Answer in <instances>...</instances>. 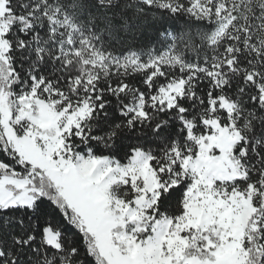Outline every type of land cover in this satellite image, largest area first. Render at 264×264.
<instances>
[{
    "label": "snow or ice",
    "instance_id": "1",
    "mask_svg": "<svg viewBox=\"0 0 264 264\" xmlns=\"http://www.w3.org/2000/svg\"><path fill=\"white\" fill-rule=\"evenodd\" d=\"M0 264H264V0H0Z\"/></svg>",
    "mask_w": 264,
    "mask_h": 264
}]
</instances>
